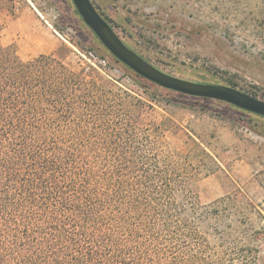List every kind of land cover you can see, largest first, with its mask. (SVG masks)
Listing matches in <instances>:
<instances>
[{
  "label": "trees",
  "instance_id": "obj_1",
  "mask_svg": "<svg viewBox=\"0 0 264 264\" xmlns=\"http://www.w3.org/2000/svg\"><path fill=\"white\" fill-rule=\"evenodd\" d=\"M141 104L93 67L0 44V264H258L211 244L209 210Z\"/></svg>",
  "mask_w": 264,
  "mask_h": 264
},
{
  "label": "rangeland",
  "instance_id": "obj_2",
  "mask_svg": "<svg viewBox=\"0 0 264 264\" xmlns=\"http://www.w3.org/2000/svg\"><path fill=\"white\" fill-rule=\"evenodd\" d=\"M119 36L157 68L202 83L234 84L264 100V0H92ZM0 13V44L21 59L56 53L74 71L111 80L143 104L141 126H161L177 167L210 216L212 245L264 264V117L157 86L116 61L73 0H15ZM231 86V85H230ZM251 252V253H250Z\"/></svg>",
  "mask_w": 264,
  "mask_h": 264
},
{
  "label": "water",
  "instance_id": "obj_3",
  "mask_svg": "<svg viewBox=\"0 0 264 264\" xmlns=\"http://www.w3.org/2000/svg\"><path fill=\"white\" fill-rule=\"evenodd\" d=\"M83 21L92 29L110 53L135 73L161 87L191 96L230 103L264 117V100L234 86L183 79L157 68L131 48L99 12L92 0H73Z\"/></svg>",
  "mask_w": 264,
  "mask_h": 264
}]
</instances>
